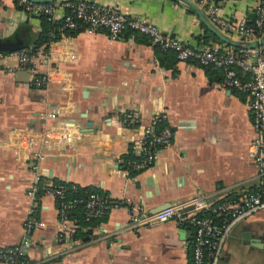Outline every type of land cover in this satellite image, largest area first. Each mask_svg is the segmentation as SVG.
<instances>
[{
    "label": "crops",
    "instance_id": "obj_1",
    "mask_svg": "<svg viewBox=\"0 0 264 264\" xmlns=\"http://www.w3.org/2000/svg\"><path fill=\"white\" fill-rule=\"evenodd\" d=\"M90 1L142 16L191 46H229L209 36L180 0ZM209 1L217 17L232 20L250 21L255 7V0ZM21 24L37 33L41 21L14 0H0V36ZM52 50L47 42L33 49L27 67L19 66V52L0 58V246L27 236L28 258L44 264H189L188 226L170 219L136 230L130 210L150 213L216 188L240 192L264 183L253 154L249 95L225 87L221 72L198 63L160 65L154 45L128 31L112 39L106 28L82 29ZM161 119L172 131L170 144L155 150L149 168H123L120 158L131 155L132 144L140 147L147 126L163 128ZM24 127L49 136L28 144L27 133H15ZM37 179L99 188L113 205L96 223L75 217L63 223L51 193L30 192ZM30 216L37 222L27 231ZM218 264H264V210L234 223Z\"/></svg>",
    "mask_w": 264,
    "mask_h": 264
},
{
    "label": "built area",
    "instance_id": "obj_2",
    "mask_svg": "<svg viewBox=\"0 0 264 264\" xmlns=\"http://www.w3.org/2000/svg\"><path fill=\"white\" fill-rule=\"evenodd\" d=\"M192 1L198 5L208 6L211 13L207 15L211 21L232 37L257 39L264 31V0H255V26H248L245 18L232 20L217 17V8L212 7L209 0ZM19 2L24 4L26 10L34 14H47L51 22H55L57 18H63V23L55 26L50 32V39L47 41L49 53L53 51L55 43L65 36L56 37L57 31L62 32L64 28L93 30L106 28L112 39H119L125 28L129 26L147 33L151 37L152 44L157 43L163 48L176 49L179 60L193 59L201 65L212 64L220 68L223 72L222 84L225 87L246 92L250 97L249 106L255 131L252 141L253 154L260 165V174L264 172V49L261 46L253 48L232 45L191 46L163 33L142 16H131L115 5L90 0H54L47 3L19 0ZM59 10L62 11L61 14H58ZM14 52H19L20 67H27L30 62H33L30 48L23 47ZM9 53L0 51V58ZM236 68H240L247 75L241 77ZM47 72L46 78L51 80V73L49 70ZM128 119L129 115L123 118L124 121ZM23 132L28 134V144H33L38 138L49 136L48 131L36 132L29 127L15 130V133ZM171 138L172 131L169 127L156 130L152 124L147 126L139 142L140 147L137 148L135 144H132L130 146L132 157L120 158L121 166L128 171L149 168L154 162L155 150L169 145ZM36 166L33 165V167ZM38 179L31 186L30 192L37 194L40 189L43 193H51L59 210V219L63 223L72 219L69 213L77 205H82L86 220L102 217L113 205L109 196L102 191H90L85 195L71 196V191L68 192L70 188L65 184L53 181L40 183ZM72 189H76L75 186H72ZM228 192L230 191L227 189L216 188L172 202L150 213H144L141 207H136L130 210V223L139 230L175 219L179 225L188 226L191 229L193 263L218 264L223 253L226 235L234 223L247 214L264 210V183L258 184L253 189L234 191L236 196L233 197H225ZM202 210H210L211 214L199 215ZM36 222L37 219L30 216L25 221L26 230L30 231ZM27 243L28 237L24 236L19 244L0 246V261L3 264H44L28 258Z\"/></svg>",
    "mask_w": 264,
    "mask_h": 264
},
{
    "label": "trees",
    "instance_id": "obj_3",
    "mask_svg": "<svg viewBox=\"0 0 264 264\" xmlns=\"http://www.w3.org/2000/svg\"><path fill=\"white\" fill-rule=\"evenodd\" d=\"M14 1L17 4V6L24 8V4H20L19 0H14ZM72 1H77V0H72ZM34 15L40 19L41 25H40V30L37 33H30L29 34V36H28V38L24 44V47L30 48L31 53H32L33 49L42 45L43 43L47 42L50 39V32H51V30H53L55 28V26L63 23V18H57L55 20V22H51L48 19L47 14H45V13H38V14H34ZM255 18H256V14L254 11L251 15L250 21L246 20V24L248 26H255ZM81 30H82L81 28H77V29L64 28V30L62 32L57 31L56 37H60L61 35L76 34L77 32H79ZM124 31H128V33H132L136 39H138L139 41H141L143 43H152L151 37L147 33L143 32L139 29H135V28L127 26ZM206 32L214 40L219 41V42H223L220 39H218L216 37V35H214L211 31L208 32V30H207ZM153 45L155 47V54H156V57H157L160 65H163L166 67L175 66V62L177 60H179L177 57V50L176 49H174L172 47L163 48L157 43L153 44ZM189 61L195 62V63H198L199 65H201L197 60L189 59ZM201 66L205 67V69L207 71L209 69H213L215 71L221 72L222 73L221 75L223 76L222 70L220 68L212 65V64H206V65H201ZM236 69L238 70L241 77H245L247 75V73L242 72L240 68H236ZM158 124H159L158 125L159 127H163L164 120L161 119L160 122H158ZM129 157H132V154L129 155L127 158H129ZM133 171L135 172L138 170H133ZM41 179L42 178H40L39 180L41 181ZM53 182H56V183L60 182V183L65 184L66 186H68L70 188V190L68 192L71 191V193H70L71 196L85 195V193L90 192V191H100L101 192V190L99 188L81 187V186L73 184L69 181L55 179V180H53ZM72 186H75L76 189H72ZM256 186L257 185H255L251 189L255 188ZM42 193L43 192L40 189L37 191V195L42 194ZM233 196H236V195L232 191L228 192L225 195V197H233ZM69 214H70L71 218L75 217V219H77V221H76L77 223H88V224L89 223H91V224L96 223L105 216V214H104L100 218H93L90 220H86L84 213H83L82 205H77L74 209L71 210V212ZM207 214H211V211L210 210H202L199 213V215H207ZM190 251H191V253H190V258H189V264H194L193 260H192V238H191V250Z\"/></svg>",
    "mask_w": 264,
    "mask_h": 264
},
{
    "label": "water",
    "instance_id": "obj_4",
    "mask_svg": "<svg viewBox=\"0 0 264 264\" xmlns=\"http://www.w3.org/2000/svg\"><path fill=\"white\" fill-rule=\"evenodd\" d=\"M35 3H47L54 0H30ZM185 3L195 14L201 19L204 25L221 41L241 48H253L264 44V32L257 39H239L223 32L215 23L211 21L204 10L192 0H180ZM30 31L29 24H21L16 30L7 36H0V51L4 53L14 52L22 49L28 38ZM90 124V121L87 122ZM181 237L185 235V229L182 227L180 231Z\"/></svg>",
    "mask_w": 264,
    "mask_h": 264
}]
</instances>
